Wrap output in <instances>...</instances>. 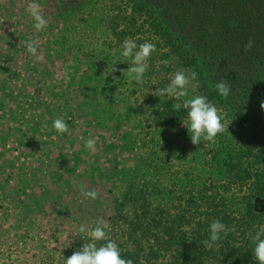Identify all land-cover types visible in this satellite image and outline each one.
<instances>
[{
  "label": "rangeland",
  "instance_id": "374dc122",
  "mask_svg": "<svg viewBox=\"0 0 264 264\" xmlns=\"http://www.w3.org/2000/svg\"><path fill=\"white\" fill-rule=\"evenodd\" d=\"M145 1L174 25L178 19L175 34L198 46L213 41L204 34L219 28L213 18H222L231 2ZM234 1L259 6L257 0ZM39 2L49 24L36 32L25 0H0L3 19L22 23L21 39L41 40L40 59L23 44V55L13 61L22 60L20 74L0 75V101L7 89L0 119V264H65L89 240L81 225L91 229L100 219L109 225L130 179L151 178L163 154L151 139L158 131L152 106L175 99L152 95L161 88L160 66L149 62L143 84L127 73L131 57L120 55L123 41L156 39L147 20L124 18L131 15L127 0ZM129 23L133 28L126 29ZM109 65L119 70L110 74ZM195 95L197 87L190 88L189 97ZM57 118L68 124L67 132L53 127ZM89 137L97 141L95 153L85 147ZM168 166V174L179 175V164ZM82 189H95L99 196L85 198Z\"/></svg>",
  "mask_w": 264,
  "mask_h": 264
},
{
  "label": "trees",
  "instance_id": "16d2710c",
  "mask_svg": "<svg viewBox=\"0 0 264 264\" xmlns=\"http://www.w3.org/2000/svg\"><path fill=\"white\" fill-rule=\"evenodd\" d=\"M127 1L131 15L124 18L147 20L149 32L155 34L151 42L157 52L149 62L160 66L161 88L177 68L194 70L197 95L223 109L226 130L215 143L202 139L194 145L183 125L189 123L188 110L174 111L177 101L165 97L159 107L152 106L158 131L151 139L164 151L151 178L132 177L129 192L116 199L117 214L108 225L110 238L133 264H259L253 254V237L264 225V110L260 108L264 100V0H257L258 8L256 3L242 7L230 0L229 6L224 5L225 15L213 18L219 28L204 34L213 36V41L200 46L196 41H182L175 34L178 19L174 25L151 2ZM249 40L254 47L245 51ZM173 57L177 58L173 65L161 61ZM218 80L231 85L228 97L215 89ZM171 164H179V175L166 172ZM214 220L230 230L207 248L203 241L209 238Z\"/></svg>",
  "mask_w": 264,
  "mask_h": 264
},
{
  "label": "clouds",
  "instance_id": "9594fccd",
  "mask_svg": "<svg viewBox=\"0 0 264 264\" xmlns=\"http://www.w3.org/2000/svg\"><path fill=\"white\" fill-rule=\"evenodd\" d=\"M26 10L30 13L34 20V29L41 32L48 27L49 21L45 18L41 9L39 0H25ZM41 40L39 38L31 39L25 42L27 53L33 57L40 59L38 49ZM245 51H250L254 47V41L249 40L245 44ZM116 50H113L115 54ZM166 51V50H164ZM157 52V46L152 42L137 44L136 40L126 38L121 44L120 55L128 58L131 57V66L127 69V73L138 84L145 82V74L149 70V60L152 55ZM177 59L176 57L172 58ZM171 61L165 60V65ZM115 65H109L107 71L110 74L118 71ZM113 79H116L113 76ZM197 73L194 70L186 68H177L170 76V82L167 86L157 88L152 95L169 98H175L177 101L172 105L173 110L179 112L181 108L188 110L187 116L189 123L183 125L188 128L191 142L198 145L201 140L215 143L218 134H222L226 130L224 123L223 109L218 108L214 103L210 102L204 95H195L189 97V89L198 87ZM215 89L223 97L231 94V85L225 80H218L214 85ZM260 108L264 110V100L260 102ZM53 127L61 133L68 131V124L60 118H57ZM85 147L95 153L97 151V141L95 138L89 137L85 141ZM82 195L85 198L97 199L99 193L95 190L82 189ZM230 229L220 220H214L209 227V238L203 241L207 248H211L213 244L221 239V233L225 236ZM234 230V229H233ZM81 233L87 232L89 242L83 244L80 250L75 251L71 257L65 259V264H133L132 259L122 257V249L118 243L110 238L108 232V222L104 219L96 221L95 227L88 229L85 225L79 227ZM103 241L100 244L98 242ZM253 254L259 264H264V225L260 226L253 237Z\"/></svg>",
  "mask_w": 264,
  "mask_h": 264
},
{
  "label": "crops",
  "instance_id": "0c3cea01",
  "mask_svg": "<svg viewBox=\"0 0 264 264\" xmlns=\"http://www.w3.org/2000/svg\"><path fill=\"white\" fill-rule=\"evenodd\" d=\"M22 27V23L19 24V22L16 20L5 21L0 15V75L4 72L11 76H17L20 74L19 70L21 69L20 65L22 60H19L18 64L13 61L20 59V57L23 55V52H21L19 49L23 44H25L26 41L30 40L28 37L26 39H21V32H23ZM2 90L3 95L6 98L7 89L3 88ZM5 98L2 96L0 101V119L6 110ZM35 120L38 121L37 118H35ZM34 135L35 137H40V134L36 133Z\"/></svg>",
  "mask_w": 264,
  "mask_h": 264
}]
</instances>
